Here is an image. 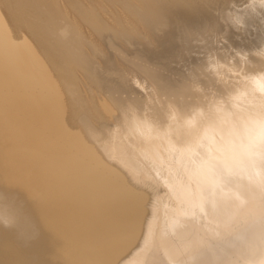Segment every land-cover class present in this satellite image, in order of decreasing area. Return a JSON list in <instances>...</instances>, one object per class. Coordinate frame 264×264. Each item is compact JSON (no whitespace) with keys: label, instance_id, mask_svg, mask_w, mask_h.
<instances>
[{"label":"bare ground","instance_id":"6f19581e","mask_svg":"<svg viewBox=\"0 0 264 264\" xmlns=\"http://www.w3.org/2000/svg\"><path fill=\"white\" fill-rule=\"evenodd\" d=\"M0 264H264V8L0 0Z\"/></svg>","mask_w":264,"mask_h":264},{"label":"clouds","instance_id":"9594fccd","mask_svg":"<svg viewBox=\"0 0 264 264\" xmlns=\"http://www.w3.org/2000/svg\"><path fill=\"white\" fill-rule=\"evenodd\" d=\"M256 6L260 8H264V0H255Z\"/></svg>","mask_w":264,"mask_h":264}]
</instances>
